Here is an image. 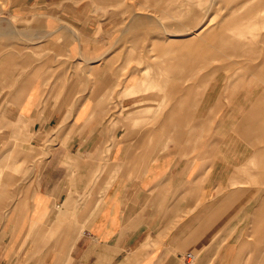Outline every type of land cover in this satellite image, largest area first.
Masks as SVG:
<instances>
[{
	"label": "crops",
	"instance_id": "0c3cea01",
	"mask_svg": "<svg viewBox=\"0 0 264 264\" xmlns=\"http://www.w3.org/2000/svg\"><path fill=\"white\" fill-rule=\"evenodd\" d=\"M9 1L0 17V147L17 138L40 148L57 133V146L35 165L33 197L9 212L15 227L33 214V264H231L234 253L240 261L247 251L264 264L258 242H223L264 238V64L235 90L224 79L209 83L195 116L203 140L196 130L167 142L164 128L184 119L187 104L167 118L141 114L150 106H139L140 89L155 80L134 77L128 83L136 85L118 88L111 24L88 15L83 0ZM235 1L255 14L234 9L225 22L199 28L189 0H164L178 6L175 20L191 35L162 49L167 72L185 71L194 52L206 63L256 50L247 40L264 22L257 20L264 0ZM150 122L156 130L143 126ZM6 157L0 188L9 186ZM0 192L1 210L9 195ZM38 205L47 212H34ZM6 247L0 264H22Z\"/></svg>",
	"mask_w": 264,
	"mask_h": 264
},
{
	"label": "rangeland",
	"instance_id": "374dc122",
	"mask_svg": "<svg viewBox=\"0 0 264 264\" xmlns=\"http://www.w3.org/2000/svg\"><path fill=\"white\" fill-rule=\"evenodd\" d=\"M191 9L194 15L200 19L203 27L210 20L214 24L222 23L227 20L233 12L241 11V14H255L253 11H243L236 9L235 0H189ZM164 0H83L87 6L88 15L92 18L96 17L102 23H109L113 26L112 52L114 53L113 63L117 69L118 88H126V86L136 85V83H128L130 79L138 77L142 82L147 79H153L155 82L151 87L144 86L140 89V96L146 100L144 104L139 106H150V111L141 113L148 116L150 120H157L158 111L161 117L165 114L167 118L174 106H178L182 101H185L187 106L183 109L182 115L184 119H177L176 122L168 124L169 130L164 128L167 142H171L170 137L175 133L182 134L183 132L200 131L202 140L206 137V133L202 128V122L195 120L197 107L201 98L209 85V83L218 78L219 81L225 80V86L235 90L239 80L243 83L254 75V69L264 64V27L258 24L253 30L255 37L249 36L248 40L251 45L256 47V50L247 55L224 58L219 54L220 61H202L197 57L191 60L185 71L167 72V59L163 54L165 46L177 47L182 43L190 41L191 35H188L187 30L190 26L179 27L174 17V12L178 10V6H171L163 3ZM242 2V1H241ZM236 4V5H235ZM10 1L0 0V17L5 16L9 10ZM241 8V7H239ZM234 9H236L234 11ZM258 12V11H257ZM258 22L264 20V10L259 11ZM186 15V13H185ZM206 18V20H204ZM254 43V44H253ZM191 68H196L193 71ZM218 68V69H216ZM215 69L217 70L216 72ZM79 71V70H78ZM219 72L214 77L212 73ZM211 73V74H210ZM162 78V87L157 81ZM171 78L170 82L165 85L164 79ZM256 78L262 79V76L256 75ZM165 86L164 90L163 87ZM226 89V88H225ZM231 90V91H232ZM160 95V96H159ZM162 96V97H161ZM162 101V106H161ZM132 109L126 110L129 113ZM70 122V119L68 123ZM135 126V125H134ZM150 130H156L158 123L150 122L148 125H143ZM164 126V124L162 125ZM174 128H176L174 130ZM174 131V133H170ZM59 136V135H58ZM56 132H52L47 136L40 148L26 147V140L12 138L9 141L1 144L0 155L7 152V162L12 166L7 170L5 181H9V186L0 188L7 195L6 207L0 210V254L4 246L6 247L5 255L9 256L12 252L19 257L21 256L22 264H33V236H29L28 228L30 227L33 214L29 215L25 223L20 226L15 224L13 216L9 212L13 211L15 205L27 195L33 197V175L35 173L36 163L42 162L48 157L44 149L52 150L57 146L55 138ZM64 145V143H62ZM16 161V162H14ZM14 162V163H13ZM14 165V167H13ZM2 173L0 171V179ZM12 181V185L11 184ZM1 193V192H0ZM41 205H38L34 212L41 210L47 211ZM34 209V208H33ZM77 210V206L73 208ZM10 217L12 220L10 221ZM22 222V220H21ZM18 228L17 235L5 236V231L8 228ZM15 234L16 229H12ZM6 237V241L4 240ZM4 241L6 243H4ZM231 242L237 245L238 243L248 242L258 244L263 248L264 238L253 235L233 236L230 235L223 242ZM235 257L231 264H257L259 259H255L254 252L247 251L242 258L238 259V253H234ZM264 263V260H263Z\"/></svg>",
	"mask_w": 264,
	"mask_h": 264
},
{
	"label": "built area",
	"instance_id": "2783aa9c",
	"mask_svg": "<svg viewBox=\"0 0 264 264\" xmlns=\"http://www.w3.org/2000/svg\"><path fill=\"white\" fill-rule=\"evenodd\" d=\"M188 258H191V256L189 255Z\"/></svg>",
	"mask_w": 264,
	"mask_h": 264
}]
</instances>
